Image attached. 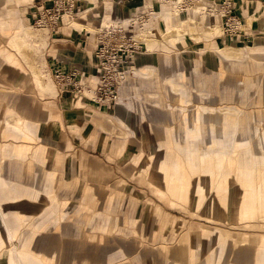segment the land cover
Returning <instances> with one entry per match:
<instances>
[{
    "label": "rangeland",
    "instance_id": "obj_1",
    "mask_svg": "<svg viewBox=\"0 0 264 264\" xmlns=\"http://www.w3.org/2000/svg\"><path fill=\"white\" fill-rule=\"evenodd\" d=\"M36 1L17 6L15 12L9 8L15 7L16 0H0V22L6 26L0 30V112L8 106L14 112L10 117L5 111L2 114L0 129L6 130L0 132V141L19 145L15 157L22 160H6L1 164L2 174L40 190L45 174L54 171V193L67 200L66 219L40 230L36 244L42 249L53 244L56 264H106L110 255L119 257L118 252L122 258L115 264H201L210 253L218 252L209 238L192 239L199 237L201 228L221 231L228 240L264 234L259 220L248 223L216 217L195 209L190 202L169 207L156 198L149 178L136 176L132 160L116 151L118 144H126L130 155L139 152V171L149 170L150 161L160 159L164 152L152 151L147 137L168 140V151L183 152L179 160L187 170L188 157L206 163L209 148L226 154L227 150L233 156L243 147L249 148L248 153L264 164V11L255 14L263 7L261 0L232 2L240 14L238 29L251 33L241 40L221 36L223 21L197 11L200 1L179 10L166 0H66L60 13L69 12L67 9L73 13L62 14L56 33L34 24ZM258 19L262 24L259 31L254 29ZM207 27L215 30L204 37L201 32ZM174 28L181 32L173 30L174 37L162 36ZM148 39L158 42L149 47ZM19 44L30 51L29 56L18 51ZM227 46L242 48L244 56L223 58L220 49ZM58 61L80 67L89 76L88 88L75 98L58 94L50 76ZM98 66L103 70L97 76ZM9 69L23 76L14 80ZM81 94H85L83 105L77 101ZM58 99L71 108L67 124L71 144L66 145L64 133L55 129L62 143L48 146L45 167L32 158V147L38 141L48 143L31 126L40 122L19 112L17 119L15 103L28 100L41 105ZM86 187L99 200L95 209L82 201ZM114 189L117 194L108 204ZM97 209H108L110 226L102 233L93 229L102 221L92 219ZM129 218L135 219L132 229ZM114 225L117 231L112 229ZM183 233L191 238L185 249L198 255L194 263L184 262L179 255L178 240ZM249 247L246 259L250 264L255 251ZM225 249L222 264H230L231 255Z\"/></svg>",
    "mask_w": 264,
    "mask_h": 264
},
{
    "label": "crops",
    "instance_id": "obj_2",
    "mask_svg": "<svg viewBox=\"0 0 264 264\" xmlns=\"http://www.w3.org/2000/svg\"><path fill=\"white\" fill-rule=\"evenodd\" d=\"M31 1L32 0H16L15 7L9 9L17 12V6H23L25 3L29 5ZM263 1L264 0H261L260 2ZM233 7L235 15L240 18V14L237 12V8L234 4ZM261 10L264 11V6L260 7V9L257 8L255 14L257 15ZM197 11H199V8ZM104 16L109 17L108 13H105ZM261 25V20H256L254 29L259 31L261 29ZM80 101L79 104L82 103L83 105L84 102L82 100ZM10 108H12V110H10ZM21 108H25V111L29 112L26 113L27 118H33L40 122L38 125L31 126H35L37 136L40 139L48 141V143L38 141L39 145L37 147H32L34 149L33 151L39 149L41 151L40 156H44L46 161L49 160L47 156H45L47 155L48 146L61 145L59 143H62L60 137L57 136L55 129H57V132L61 135L64 133L63 139L67 143L66 145L70 146V138L72 137V134H69L67 124L68 118L71 114V108L66 101H61L60 99L57 101L49 100L41 105L39 103L36 105L34 102H30L28 100L19 101L18 103H15V117L17 119H19L18 112L20 114H24L21 112ZM43 108L46 109L45 112H43ZM4 111L6 112V115L8 114L10 117L11 114L14 113L13 106H8L7 109H3V111L0 112V122ZM11 120L12 119L5 120V124H8ZM5 130L6 129H0V132L4 134L3 132ZM261 136L262 139H264V134H261ZM6 144L15 147L19 146L15 145V143L13 144L12 142L4 140L0 141V264H56V248L53 251L51 250L53 244H47L46 249H42L41 244H36V242L40 240H36V237L39 235L40 230L43 231L47 229L48 226L56 227L60 224V222L66 219L67 212L64 208L67 204V200L59 199L54 193V171H48L45 174L44 183L42 189L40 190L34 188V186L29 183L21 184L5 178L2 174L3 170L1 164L9 159L19 160L15 157L16 154L12 151L6 153L5 155L2 154V146ZM125 145L121 146L118 144L116 146L117 153L124 154L132 160L133 165L136 167V176L144 175L149 178L156 198L161 202L163 201L167 203L169 207H176L180 204L190 202L195 209L208 212L216 217L223 218L227 216L231 219L238 218L240 220H245L248 223L252 220H259L264 224V180L261 179L264 175V164L260 162V164L257 165L256 162L260 160L259 158H254L255 156H253V153H248L249 148L245 149L243 147L241 153L238 152L236 156L229 155L226 149L227 154L225 152H215V150H211L209 148L207 152V160L211 163L210 167L212 168V173H216L214 166L215 159L222 158L223 170L220 174H222V177L225 179H215L213 176V178L208 181L202 179L201 172L191 174L183 165V161L181 162L179 160V158L183 157V152L177 153L176 150H173L175 152L174 154L172 150L168 151L167 149L158 156L160 159L156 158L153 161H150L149 170L146 168L145 171H139L136 165L137 156H140V154H138L139 152L130 155V153L126 150ZM240 147L241 145H239V148ZM246 151L247 153H245ZM150 155L152 156V153L147 156ZM227 155H229L230 160L227 158ZM147 156L144 155L145 158H147ZM165 158L177 160V163L179 164V171L177 169L178 172H176V175L178 176L182 169V171L186 173L185 178L188 180L187 184L178 180L168 182L164 179L165 173L161 162L162 159ZM33 159L40 161V158ZM212 159L213 165L211 162ZM231 160L234 162H230ZM145 161L147 162V160ZM40 162H42L43 165L45 164L43 161ZM180 162L183 165L181 167ZM45 167H48V165L45 164ZM246 169L256 173L257 179H236V174L239 171H244ZM229 175L234 179H228ZM173 184H178L182 188L187 187L191 191L188 192L187 197L183 199L178 195L173 194ZM116 194L117 191L115 189L109 193L108 204L111 203ZM82 201L89 209H95L99 203L98 198L95 195H92L91 187H86V189L83 190ZM81 208H84V206H81ZM154 210L161 218L162 213L158 205H155ZM107 211L108 209L103 210L102 212L98 209L95 211L96 213L93 214L92 219L97 217L102 219V221L101 224L94 226V230L102 233L108 229L110 221L106 215ZM14 217H17V227H15ZM91 221L92 220H90L89 224H91ZM127 224L130 229L134 228L135 219H127ZM24 229L28 230L27 233L22 236ZM112 229H116L117 231L115 225ZM132 233H136V231H132ZM200 236L209 238L210 244L218 247V252L214 255L210 253L201 264H222L224 249L226 246L228 247L225 249V252L231 255L230 264H249L246 259V253L248 252V249L251 248L249 247L250 245L254 247L255 251L254 263L250 262V264H264V234L254 236L245 234L237 238L231 237V240H228V235L222 233L221 231H212L211 229L201 228L199 237L194 236L192 239L197 241ZM92 237L95 236L92 235ZM9 239L11 241H9ZM190 239L191 238L188 236V233H183L181 235L178 240V252L181 259L183 257L182 260L184 262L194 263L198 255L193 252H188L185 249V246ZM196 244L199 243L197 242ZM15 249L17 254L24 253L28 257L22 255L21 261L14 260L16 257ZM117 254L119 257L110 255L106 264H115L118 260L117 258H122L121 252H118ZM178 263L179 262H176L174 264Z\"/></svg>",
    "mask_w": 264,
    "mask_h": 264
},
{
    "label": "built area",
    "instance_id": "obj_3",
    "mask_svg": "<svg viewBox=\"0 0 264 264\" xmlns=\"http://www.w3.org/2000/svg\"><path fill=\"white\" fill-rule=\"evenodd\" d=\"M63 1V2H62ZM66 0H37L33 4L32 19L34 24L40 28L50 29L51 31L57 32V21L64 13V15H72L71 9H67L69 12L60 13L62 5ZM167 3L170 1L172 5H175L179 10H187L188 7L195 1H200L199 10L201 14L207 17L219 18L222 23L221 36L226 39H243L250 36L248 30L240 32L238 25L240 18L235 15L234 7L232 2L234 0H166ZM52 3V5H51ZM264 6V1L262 2ZM191 8V7H190ZM57 27V28H56ZM250 31V30H249ZM98 66L97 76L100 75L103 68ZM50 76L53 79L58 94L60 97L63 94H67L72 98H75L81 91L88 88L87 80L89 76L87 72L81 70L80 67L73 66L68 62H56L53 64V68L50 69ZM99 83L102 81L99 80ZM97 85V84H96ZM99 91L101 89H98ZM98 91V92H99ZM100 100V98H99Z\"/></svg>",
    "mask_w": 264,
    "mask_h": 264
},
{
    "label": "bare ground",
    "instance_id": "obj_4",
    "mask_svg": "<svg viewBox=\"0 0 264 264\" xmlns=\"http://www.w3.org/2000/svg\"><path fill=\"white\" fill-rule=\"evenodd\" d=\"M165 12L167 13V14L165 13L166 15H168V13H170V11H165ZM10 27H12V26H10ZM5 28H6L5 24H2L0 22V30H3ZM173 30H175L176 33L181 32L180 29L174 28L170 31L166 30V32L163 33L162 36H164V37H172L173 36L174 37L175 32ZM213 30H215V29H213V27H207L201 32V35L204 37L209 36L211 34V32H213ZM157 42H158V40L148 39L147 45L149 47H152ZM18 47H19L18 51L23 56H29L30 51L29 50L25 51V46L23 44H19ZM220 50L223 52L222 57L226 58V59H227V57L241 58L244 56L242 48H232V47L227 46V47H221ZM8 56L9 55H6V58L8 60H10L9 59L10 57H8ZM3 69H5V68H3ZM4 71H6V70H4ZM8 74L14 80H18V78L23 76L22 74H20L16 70L12 71V69L8 70ZM83 97L85 98V94H81L77 101L82 100ZM20 110L24 114L29 113V112L25 111V108H21ZM45 110L46 109L43 108V112H45ZM100 115H103V117L106 119L114 120L112 116H109L107 114L102 113ZM13 129L17 130L18 126L13 125ZM146 140H149V141H147V143L151 147L152 151H156V150L161 151V152L166 151L167 145H169L168 140H164V139H162L160 141H155L153 138L147 137ZM11 151L13 153H15L16 155H17V152H19L18 148L15 146L7 145V144L2 146V154L3 155H5L6 153L11 152ZM40 152L41 151L39 149L35 150L33 152V158H37V159L40 158V161H43L45 163L46 159L44 158V156L43 157L40 156V154H41ZM168 157H169V155H168ZM186 162H188L187 165H188V169H189L190 173L194 174L195 172L196 173L201 172L202 179H204V180L210 181L213 178V176L215 177V179H221V180L225 179L222 177V174H220V172L223 170V159L222 158L221 159H215V163H214L215 171H216L215 174L212 173V168L210 167L211 163H209L208 160L206 161V163L199 164V162L196 161V158L192 160L190 157H188ZM211 162L213 165V159L211 160ZM256 163H257V165L260 164L259 161H257ZM161 165H162V168H163L164 173H165L164 179L166 181L173 182V181L178 180L180 182H183L184 184H187L188 180L185 178L186 173L183 172L182 169L180 171L181 173L180 174L178 173L179 174L178 176L176 175L177 174L176 172L179 171V164L177 163L176 159H171V158L162 159ZM177 169H178V171H177ZM220 175H221V178H220ZM236 175H237L236 179H238V180H254V179H257V174L249 171L248 169H246L244 171H239ZM228 179H234V178L229 175ZM261 179L264 180V175H263V178H261ZM172 186H173V189H172L173 194L178 195L179 197H181L183 199L186 198L187 193L191 191L189 188H187V187L182 188L178 184H173ZM14 222H15V227H17V217H14ZM9 241H11V240L9 239ZM15 252H16V249H15ZM22 255L28 257L24 253L17 254V252H16V257L14 260L21 261Z\"/></svg>",
    "mask_w": 264,
    "mask_h": 264
}]
</instances>
